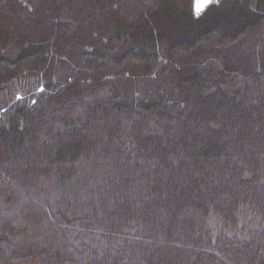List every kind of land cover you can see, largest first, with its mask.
<instances>
[{"label":"trees","instance_id":"1","mask_svg":"<svg viewBox=\"0 0 264 264\" xmlns=\"http://www.w3.org/2000/svg\"><path fill=\"white\" fill-rule=\"evenodd\" d=\"M194 2L0 0V264H264V0Z\"/></svg>","mask_w":264,"mask_h":264},{"label":"rangeland","instance_id":"2","mask_svg":"<svg viewBox=\"0 0 264 264\" xmlns=\"http://www.w3.org/2000/svg\"><path fill=\"white\" fill-rule=\"evenodd\" d=\"M212 1V0H207ZM197 11V8H196ZM7 55H14V49H8L5 51ZM126 97L128 96L129 88L126 86L124 89ZM7 96L5 98V104L2 109V117L7 113L12 112L17 106L25 105L28 108H33L44 97L53 93V91L46 90L37 77H24L19 78L10 83L6 88ZM217 218L213 217L212 219ZM214 219L212 225L218 224ZM232 235V233H230Z\"/></svg>","mask_w":264,"mask_h":264},{"label":"bare ground","instance_id":"3","mask_svg":"<svg viewBox=\"0 0 264 264\" xmlns=\"http://www.w3.org/2000/svg\"><path fill=\"white\" fill-rule=\"evenodd\" d=\"M220 1L221 0H212L211 2L207 0H195L194 2L195 13L199 16L207 9L208 6L219 3Z\"/></svg>","mask_w":264,"mask_h":264}]
</instances>
